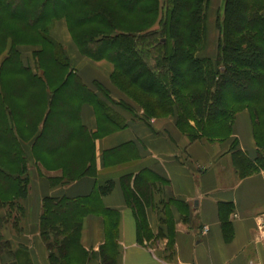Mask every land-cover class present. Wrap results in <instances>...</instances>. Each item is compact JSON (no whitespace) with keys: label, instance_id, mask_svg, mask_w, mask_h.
Listing matches in <instances>:
<instances>
[{"label":"crops","instance_id":"1","mask_svg":"<svg viewBox=\"0 0 264 264\" xmlns=\"http://www.w3.org/2000/svg\"><path fill=\"white\" fill-rule=\"evenodd\" d=\"M225 2L209 0L202 57L217 56ZM52 35L67 49L81 85L78 92L57 94L53 104L50 94L44 99L18 89L6 96L11 108L0 133L6 132L3 148L13 153L5 162L20 163L22 150L29 174L27 195L10 209L0 203V220L11 213L0 230L11 257L24 250L27 263L51 264L40 223L44 200L53 197L89 205L76 254L83 264H103L104 256L116 264H264V167L251 170L264 151L251 113L240 112L224 140L191 141L176 114L144 119L140 106L113 83L114 65L82 55L65 20ZM20 50L23 65L36 73L35 48ZM96 83L132 105L137 116L109 102L117 116L98 117L87 92ZM0 262L6 264V248Z\"/></svg>","mask_w":264,"mask_h":264},{"label":"trees","instance_id":"2","mask_svg":"<svg viewBox=\"0 0 264 264\" xmlns=\"http://www.w3.org/2000/svg\"><path fill=\"white\" fill-rule=\"evenodd\" d=\"M208 9L209 0H0V125L11 108L6 96L18 89L44 99L50 94L52 104L57 94L79 91L67 49L52 35L65 20L82 55L114 65L113 83L140 106L144 119L176 114L191 141H216L228 138L237 115L248 110L264 151V0H226L216 58L200 56L208 46ZM23 46L35 48L36 73L23 65ZM95 87L87 92L98 117L117 116L109 102L137 116L132 105ZM2 140L6 132L0 133V203L15 206L28 192V166L22 150L20 163L5 162L13 150L6 151ZM263 153L251 170L264 167ZM88 211L86 200L45 198L40 231L51 264L79 263ZM221 215L227 229L223 206ZM103 264L116 260L104 256Z\"/></svg>","mask_w":264,"mask_h":264},{"label":"rangeland","instance_id":"3","mask_svg":"<svg viewBox=\"0 0 264 264\" xmlns=\"http://www.w3.org/2000/svg\"><path fill=\"white\" fill-rule=\"evenodd\" d=\"M13 207L14 206L12 205V206L9 207V209L13 208ZM10 214L11 213L9 212L8 216L4 220H0V230H1V227H2L3 221H7L8 222V220L10 219ZM20 214H21V212H20V210H18V212H17L18 216L16 218L17 221H18V218H19ZM1 240H2V238L0 237V253L6 248V264H26L27 261H25V257H28V252L27 251L20 250V252L15 254V256H14L15 259H14L13 256L11 257V255L14 254V252L13 253L9 252L8 245L7 244L6 245L3 244L1 242ZM78 257L81 258L80 256H78ZM14 260L16 262H18V263H16ZM84 262H85V259L81 258V260H79L78 264H83ZM0 264H2V263L0 262Z\"/></svg>","mask_w":264,"mask_h":264}]
</instances>
